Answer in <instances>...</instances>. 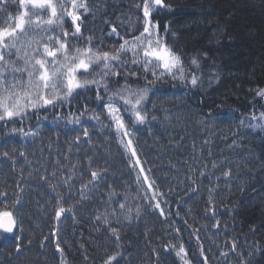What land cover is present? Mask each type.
Returning <instances> with one entry per match:
<instances>
[{"label":"snow or ice","instance_id":"1","mask_svg":"<svg viewBox=\"0 0 264 264\" xmlns=\"http://www.w3.org/2000/svg\"><path fill=\"white\" fill-rule=\"evenodd\" d=\"M105 8V0H0V125L5 129L9 124L13 125L0 135V173L4 165L10 162L11 172L16 176L15 198L11 204L7 199L8 189L0 187V248L14 244L13 250L8 253L7 264H13L32 245L31 239L27 243L24 241L19 206L23 202L26 187L31 186L29 182L36 179L37 173L39 184L47 186L48 198L45 204L54 213L51 217L52 228L41 240L40 247L44 249L46 242L53 239L54 255L59 256L58 264H71L59 238L60 226L69 213L72 214L73 222H77V210L86 202H91L93 193H97L107 183L109 172L106 165L96 163L95 153L89 156L85 152L86 165L79 159L72 160L74 149L78 155L84 142L93 144L91 129L84 126L88 121H94L101 131L109 132L106 140L115 133L128 167L135 173V189L127 185L122 193H118L112 184H108L107 191L101 193L103 210L99 207L93 209L95 215L91 220L94 231L100 233L106 230L107 239L114 241L116 249L112 254H107L108 246H104L102 264H120L123 258V229L131 226L133 220L139 222L148 208L159 210L160 216L165 219L172 215L162 207V204L167 205L169 201L152 176V168L143 166L147 161L140 158L138 138L133 129L161 119L152 114L157 111L155 101L152 102V108H148L149 101L157 94L158 85L171 79L185 86L191 85L193 89L203 88L201 54H193L186 63L185 54L177 50L175 43L169 41L171 22L161 24L158 19L162 12L172 10V5L166 0H131L129 9L121 12L116 20L105 15ZM89 15L92 17L91 21H88ZM98 16L104 17L99 36L95 26ZM105 28L108 29L107 32ZM172 35L175 38L174 32ZM203 55L206 57L207 54ZM218 82L219 74L213 70L209 74V86ZM93 92L94 97L91 95ZM254 93L256 98L264 100V87L257 86ZM92 103L96 107H90ZM65 107L69 108L67 115L62 111ZM57 108L61 111H55ZM49 109L55 112L52 121L54 128L60 129L66 137L72 132L76 134L65 140V151H61L58 146L54 149L49 137L47 154L42 143L39 158L35 159L38 166H33L26 146L29 140L32 143L42 140V123L48 120L46 113ZM159 111L163 114V121L170 124L172 110L161 104ZM41 112L45 115L41 116ZM211 115L210 110L208 116ZM33 116L37 121L35 128L31 125ZM215 119L217 118L209 121L205 117L197 121L203 126L201 131L208 132V136L199 149L195 141L192 143L193 162L188 164L187 160L184 161L188 165V172L179 181L181 185L187 182V191L183 198L177 199V204L181 205L185 199L196 196L203 198L202 180L195 176L199 171L200 177L209 180L205 219L210 218L209 214L211 217L217 214L215 196L221 190V179L225 182L232 179V170L228 167L221 175L215 176L213 181L214 173L228 161L213 159L209 168L203 156V148L209 146L211 137L217 134L212 131ZM177 120L179 121V117ZM249 120L251 122L247 127L253 131H264V111L259 112L258 116L255 112L251 113ZM60 121H64L63 128ZM240 124L245 126L244 120ZM61 131L55 133L57 143ZM15 137H19L22 146L17 149L13 144L9 150L7 145ZM183 139L182 136L181 140ZM235 145L236 141L233 139L230 147ZM211 155L209 148L208 156ZM32 156L36 157L35 151ZM18 157L24 160V164L19 167ZM202 160L203 166L198 167ZM243 163L247 167L248 162ZM24 165L28 166L27 174ZM171 166L176 167L174 164ZM133 191L135 195H132ZM174 191L175 188L169 187L168 194ZM105 196L107 199H104ZM69 200L72 202L68 203ZM37 204L43 211L45 204H40L39 201ZM9 208L11 210H7ZM187 211L190 214L192 209L189 207ZM176 216H180L179 210ZM184 223L192 228L187 218ZM212 229L219 233V220L212 225ZM173 231L177 235L181 232L178 227L173 228ZM200 231L201 228H195L190 233L196 239L198 256L190 257L184 241L179 245L169 242L162 245V251L152 248L156 257L154 264H161V256L172 251H175L181 264H211L208 255L211 248L205 249ZM147 234L146 231L145 235ZM63 243L66 244L67 241ZM80 247L84 249L83 244ZM256 248L259 250V241L256 242ZM236 251L237 241L232 240L231 249L227 252L221 250L220 256L227 257ZM239 257V264H250L243 251L239 253ZM88 258L87 255L84 256L86 261ZM0 264L3 262L0 261Z\"/></svg>","mask_w":264,"mask_h":264},{"label":"trees","instance_id":"2","mask_svg":"<svg viewBox=\"0 0 264 264\" xmlns=\"http://www.w3.org/2000/svg\"><path fill=\"white\" fill-rule=\"evenodd\" d=\"M166 2L172 5V10L162 12L158 19L161 24L171 22L175 38L170 32L168 39L175 43L177 50L185 54L186 63L193 54H201L204 85L203 88L193 89L191 85L185 86L171 79L158 85L157 94L149 101L148 108L151 109L152 102L155 101L157 111L152 114L161 119L138 125L133 129L138 138L140 158L147 161L143 166L152 168V176L156 178L169 201L167 205L162 204V207L166 213L170 211L172 215L165 219L160 216L159 210L148 208L139 222L133 220L131 226H125L122 232L123 258L120 264H154L156 257L152 253V248L156 247L162 251V245L169 242L179 245L184 241L190 257L198 256L196 239L190 235L195 228H201L200 239L205 249L211 248L208 252L211 264H239L241 251L250 264H264V131H253L247 127L251 122L249 120L251 113L255 112L258 116L259 112L264 111L262 107L264 100L256 98L254 93L257 86L264 87V0H166ZM105 3V15L116 20L121 12L129 9L131 0H105ZM103 18L98 16L95 21L97 36ZM91 20L92 17L89 15L88 21ZM107 31L105 28V32ZM161 31L163 32V29ZM87 34L86 31L85 35ZM204 53L207 54L206 57ZM213 70L219 74V82L209 86V74ZM91 95L94 97V92ZM73 103L75 105L76 102ZM161 104L172 110L170 124L163 121V114L159 111ZM90 107H96V104L92 103ZM210 110L212 115L208 116ZM55 111L61 109L57 108ZM62 111L67 115L69 108L65 107ZM40 115L43 116L45 113L41 112ZM46 115L48 120L42 123V140L38 139L35 143L29 140L26 146L33 166H38L35 159L39 158L42 143L47 154L46 145L49 137L53 141L54 149L58 146L61 151H65V140L76 134L72 132L66 137L60 129L52 126L55 116L53 110L49 109ZM205 117L209 121L217 118L212 129L217 134L211 137V144L203 148V156L208 167L211 168L213 159L228 161L214 173L213 181L215 176L221 175L228 167L232 170L230 181L225 182L223 179L220 181L221 190L215 196L217 214L215 217L209 214V219L204 217L209 180L200 177L199 171L195 176L202 180L203 198L196 196L185 199L181 205L177 204V199L183 198L187 191V182L181 185L179 181L188 172V165L184 161L187 160L188 164L193 162L192 143L195 141L199 149L208 136V132L201 131L203 126L197 123ZM241 120L245 122L243 127L240 124ZM36 124V118L33 116L31 125L35 128ZM60 124L63 128L64 121H60ZM12 126L9 124L5 129L0 125V135ZM84 126L91 129L93 144L84 142L78 155L74 149L72 160L79 159L86 165L85 152L87 151L89 156L95 153L96 163L109 168L107 183L97 193H93L91 202H86L77 210V222H73L72 214L67 215L60 226L59 238L71 264H102L104 246H108L107 254H112L116 249L114 241L107 239L106 230L100 233L94 231L91 220L95 215L93 209L99 207L103 210L100 202L101 193L107 191L108 184H112L118 193H122L127 185L135 189L133 183L135 173L130 171L114 132L106 140L109 132L101 131L95 126L94 121H88ZM57 131H61L58 143L55 135ZM233 139L236 145L230 147ZM13 144L17 149L22 146L19 137L10 140L7 148L10 150ZM209 148L212 152L211 157L208 156ZM33 151L36 152V157L32 156ZM244 161L248 162L247 167L244 166ZM203 163L202 160L198 167H202ZM23 164V158L18 157L17 167ZM173 164L176 165L175 168L171 166ZM50 168L49 164V170ZM28 170V166L24 165L25 174ZM15 179V174L11 172V163H6L0 173V187L8 189L9 204L15 198ZM29 184L31 186L26 187L23 202L19 206V215L24 228V241L27 243L31 239L32 245L20 254L13 264H58L59 256L54 255L53 239L46 242L44 249L40 247L41 240L52 228L51 217L54 215L51 208L45 204L48 198L47 186L39 184L38 173L36 179ZM76 187H79V181ZM169 187L175 188L171 194H168ZM132 195H135L134 191ZM37 201L45 204L43 211L40 210ZM189 207L192 209L190 214L187 211ZM178 210L180 216H176ZM185 218L192 228L185 225ZM216 220L220 222L219 233L212 229ZM170 225L172 227H169ZM175 227L180 228L179 235L173 231ZM232 240L237 241V251L227 257H221V250L227 252L231 249ZM64 241L67 243L64 244ZM257 241L259 250L256 248ZM81 244L84 245V249L80 247ZM13 248L14 244L0 248V261L3 264H7L8 253ZM85 255L89 257L87 261L84 259ZM161 264H181V261L175 256V251H172L161 256Z\"/></svg>","mask_w":264,"mask_h":264},{"label":"bare ground","instance_id":"3","mask_svg":"<svg viewBox=\"0 0 264 264\" xmlns=\"http://www.w3.org/2000/svg\"><path fill=\"white\" fill-rule=\"evenodd\" d=\"M167 139V138H166Z\"/></svg>","mask_w":264,"mask_h":264}]
</instances>
